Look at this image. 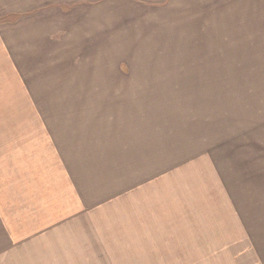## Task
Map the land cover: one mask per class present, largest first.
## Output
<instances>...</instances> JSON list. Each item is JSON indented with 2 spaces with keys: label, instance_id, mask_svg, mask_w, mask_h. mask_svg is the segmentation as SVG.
I'll use <instances>...</instances> for the list:
<instances>
[{
  "label": "crops",
  "instance_id": "1",
  "mask_svg": "<svg viewBox=\"0 0 264 264\" xmlns=\"http://www.w3.org/2000/svg\"><path fill=\"white\" fill-rule=\"evenodd\" d=\"M70 61L93 69L61 73ZM114 67L129 69L117 74ZM249 69L254 90H229L233 72ZM10 77L24 85L23 98L11 97L13 114L26 116L19 129L39 127L43 136L41 155L23 149L28 160L20 151L7 170L9 160L0 157V225L17 217L15 206H75L78 215L143 206V228L165 234L189 226L191 236L206 237L200 206H245L250 196L252 206L261 203L264 0H0V146ZM36 82L60 89L33 91ZM186 98L188 120L185 113L172 119L168 100ZM53 193L69 202L57 205ZM2 233L1 247L19 244L4 241L12 229ZM256 247L254 258L264 264V247Z\"/></svg>",
  "mask_w": 264,
  "mask_h": 264
},
{
  "label": "rangeland",
  "instance_id": "2",
  "mask_svg": "<svg viewBox=\"0 0 264 264\" xmlns=\"http://www.w3.org/2000/svg\"><path fill=\"white\" fill-rule=\"evenodd\" d=\"M159 53L158 55L156 52L155 56L172 57L171 54L165 52ZM136 54L140 53L132 52L131 57L134 58ZM141 57L143 56H138V58ZM73 62L70 61L68 67L63 66L64 71L61 73L77 74L86 73V71L91 73L90 69H93L92 65H90L91 68H85V66L74 65ZM77 62L76 60L74 63ZM89 62L93 63V61ZM111 69H115L117 74H122L126 73L123 69L128 70L129 68L114 67ZM130 69V73H138L137 68ZM138 69L142 74L156 73L151 72V68H146L148 71H144L143 68ZM251 72V69L245 70L239 76L233 72V76L229 78L235 77L233 80H236L229 82V90L253 91ZM53 74L60 73L54 72ZM30 85L33 91L43 90L44 86L48 89H60L59 83L39 84L36 82ZM22 87L24 88L23 83L15 82L13 77L7 78L4 83L6 129L3 133L4 146H0V157L9 160L8 163L6 162V170L12 162L11 157L14 154L18 155L20 151L24 154L25 160H28L30 153L28 151L24 153L23 149L31 148L32 154L41 155L38 150L40 149L38 141L43 136L42 130L40 131L37 127L33 132L21 131L18 123L23 122L26 116L22 114V111L20 116L13 114L16 109L12 108L11 97L21 95L23 98ZM170 102L174 105H170V109L166 110L169 115L171 114V118L178 120L179 115L185 113L184 117L188 120L189 100L187 98L168 100V103ZM18 117L19 119L16 120ZM13 127H15L14 130ZM181 127L178 130L180 134L187 131V127ZM198 133L199 137H204V131ZM13 139H19L21 147L8 146L7 141L11 142ZM247 139L248 134L244 136L243 141L246 142ZM243 149L247 151L250 148L244 147ZM240 151L242 152V149ZM22 158L17 157L20 161ZM31 161L36 165L34 157H31ZM205 164L203 173L207 170ZM37 165L45 166L43 163H37ZM205 175L207 174L204 173ZM261 177L264 178V172ZM41 179L46 180L47 178ZM230 185H233L230 189V202L231 200L236 202L235 182L230 180ZM55 195L56 193H53L50 198L57 205H65L69 202L66 196L55 197ZM74 207L15 206L17 217H10L8 223L6 219L2 220L0 238L3 236V229L6 231L12 229L14 235L4 241L12 242L18 239L20 242L11 245L4 243L3 247L0 245V264H261L254 258V252L257 249L256 245L264 247V195L258 206H252L251 196L249 204L246 202L245 206H200V211L197 210L196 213L207 219L208 225L201 228L206 237L191 236L189 228H186L189 226H183L184 230L166 227L165 234L156 230H148L149 224L143 228L140 216H144L145 211H139L144 209L143 206H136V211H133V206H97L96 208H85L81 215L76 213L77 210ZM236 208L238 210H235ZM135 215L139 218L133 219L132 216ZM205 219L197 223L202 226ZM146 222L153 224L152 218H147ZM175 222L177 226L186 225L178 219H175ZM222 228L226 229L219 233L221 236L209 237V234L219 232ZM252 236L255 241L258 238L256 242L252 240Z\"/></svg>",
  "mask_w": 264,
  "mask_h": 264
}]
</instances>
